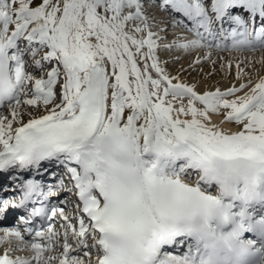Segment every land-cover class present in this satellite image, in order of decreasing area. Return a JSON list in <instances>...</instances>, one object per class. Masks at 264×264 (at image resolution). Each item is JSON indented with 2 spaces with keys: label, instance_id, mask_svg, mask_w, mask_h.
<instances>
[{
  "label": "snow or ice",
  "instance_id": "1",
  "mask_svg": "<svg viewBox=\"0 0 264 264\" xmlns=\"http://www.w3.org/2000/svg\"><path fill=\"white\" fill-rule=\"evenodd\" d=\"M148 6L0 0V264H264V77L200 92L157 54L264 49V0H153L172 43Z\"/></svg>",
  "mask_w": 264,
  "mask_h": 264
},
{
  "label": "rangeland",
  "instance_id": "2",
  "mask_svg": "<svg viewBox=\"0 0 264 264\" xmlns=\"http://www.w3.org/2000/svg\"><path fill=\"white\" fill-rule=\"evenodd\" d=\"M148 3H149V6L147 8L148 15L150 17L156 18V23L153 26V31L158 32V35L160 37H166V39H164L163 41L164 43H172L178 37L187 38V39L193 38L192 34L186 32V30H184L183 28L171 27L170 16L165 17L166 13L158 11L157 8L153 6V0H148ZM162 20L165 21V23H160ZM157 25H159V28L167 27V32L159 31ZM207 51L208 49H201L198 51H192L191 53H186L178 49L167 50L161 47L157 54L161 64L165 66L167 72L170 75L172 76L178 75L183 82L188 84H194L196 85V87L198 85H204L206 86V90H215V88H220L221 90H224L234 85L236 81L235 65L237 63H239L240 66L244 68L247 73V75L242 77V79L237 84V86L242 82H247L249 78H251L252 81L255 82L257 81V78H260V76L264 75V55H263L264 49H259L257 51H244V52H237V51L221 52L213 49L212 61H215L214 65L211 61H206L199 65L192 64V62L196 59L197 56H201ZM229 53H232L230 57L228 55ZM257 53L263 56L260 65H258L256 61ZM233 55L235 58L233 57ZM244 58H246L247 62L245 61ZM229 61H231L233 64L231 70H229L227 66L222 67V65H226L227 62ZM39 75L40 73H37V77H39ZM197 90L200 92L205 91V89L204 90L197 89ZM7 112L8 110L5 108L3 114H7ZM25 119H27V117H25ZM218 121L221 122V120ZM220 124L222 127L225 125L224 123H220ZM232 127L235 130V127L233 125ZM72 210H73V206L67 208V212L69 214L72 213Z\"/></svg>",
  "mask_w": 264,
  "mask_h": 264
},
{
  "label": "bare ground",
  "instance_id": "3",
  "mask_svg": "<svg viewBox=\"0 0 264 264\" xmlns=\"http://www.w3.org/2000/svg\"><path fill=\"white\" fill-rule=\"evenodd\" d=\"M165 16V15H164ZM167 16H169L167 13H166V16L165 17H167ZM163 17V16H162ZM261 53V52H260ZM232 53H229L228 55H229V57H230V55H231ZM250 55V54H249ZM264 55V54H263ZM245 56V55H244ZM233 57H234V55H233ZM247 57V56H246ZM262 55L261 54H256V61H257V63H258V65H260V63H261V61H262ZM232 58V57H231ZM235 58V57H234ZM233 58V59H234ZM245 59V61L247 62V60H246V58H244ZM244 61V60H243ZM235 71H237L236 69H235ZM261 77H264V75H262V76H260V78ZM259 78H257V80H258ZM240 82V80H237L236 79V81H235V85H237L238 83ZM197 89H199V90H206V86H204V85H198L197 86ZM218 120H221L222 121V118L221 117H218V116H216V117H214V122L215 123H218V124H220L221 122H219ZM223 128H225V129H232V130H234L233 129V127H232V125H230V124H225L224 126H223ZM4 175V174H3ZM4 178L5 179H7L6 181H8V177H7V175L5 174V176H4ZM5 181H3V179H2V176H0V184H3ZM6 248V246L3 248V249H5ZM19 253V254H18ZM15 254L17 255L18 254V256H21V257H27V256H30L31 255V253H29V252H24L23 254H21L20 252H12L11 253V255L12 256H14L15 257Z\"/></svg>",
  "mask_w": 264,
  "mask_h": 264
}]
</instances>
